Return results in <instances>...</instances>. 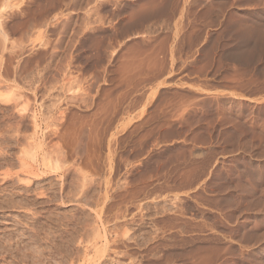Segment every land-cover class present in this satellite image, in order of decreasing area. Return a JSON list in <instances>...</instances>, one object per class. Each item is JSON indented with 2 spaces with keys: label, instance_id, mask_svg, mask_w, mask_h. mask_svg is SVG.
<instances>
[{
  "label": "rangeland",
  "instance_id": "374dc122",
  "mask_svg": "<svg viewBox=\"0 0 264 264\" xmlns=\"http://www.w3.org/2000/svg\"><path fill=\"white\" fill-rule=\"evenodd\" d=\"M0 264H264V0H0Z\"/></svg>",
  "mask_w": 264,
  "mask_h": 264
},
{
  "label": "crops",
  "instance_id": "0c3cea01",
  "mask_svg": "<svg viewBox=\"0 0 264 264\" xmlns=\"http://www.w3.org/2000/svg\"><path fill=\"white\" fill-rule=\"evenodd\" d=\"M179 79H186L183 88L186 92L190 94V97L188 101L184 102L183 105L186 107H192L198 104V102L212 97L227 95V97L230 100L238 101L240 98L236 96V89L228 88L224 89L221 86L217 85V82L219 80H214V83H211L209 80H211V77H201V75L197 74H190V73H183ZM159 81L156 79L151 84H147L144 87H142V90L145 92L146 97V103L144 105L143 109H147L144 113L149 114V107H152L154 104L155 96L157 95L158 90L161 88L158 84ZM134 115H136V119L140 117V114H142V109H135ZM156 136V135H155ZM190 156L195 155L199 152V150L191 149ZM202 151V150H200ZM150 153H147V155ZM193 157V156H192ZM146 156H142L140 159H137L136 162L143 161ZM208 180V177L204 179L202 182H194L193 185H204L205 182ZM181 227L177 226L176 231L179 230L178 228Z\"/></svg>",
  "mask_w": 264,
  "mask_h": 264
},
{
  "label": "bare ground",
  "instance_id": "6f19581e",
  "mask_svg": "<svg viewBox=\"0 0 264 264\" xmlns=\"http://www.w3.org/2000/svg\"><path fill=\"white\" fill-rule=\"evenodd\" d=\"M8 97H9V96H8ZM10 99H11V97H10ZM32 122H33V121H32ZM33 125H34V124H33ZM35 126H36V125H35ZM55 130H57V129H55ZM55 130H54V131H55ZM33 135H35V134H33ZM29 136H30V135H29ZM81 137H82V136H81ZM38 139H39V138H38ZM41 139H42V138H41ZM17 140H18V139H17ZM37 144H38V143H37ZM40 146H41V144H40ZM75 147H76V146H75ZM77 147H78V146H77ZM59 148H61V147L59 146ZM79 148H80V147H79ZM56 150H57V149H56ZM75 150H76V149H75ZM58 152H59V149H58ZM53 153H54V152H53ZM56 153H57V152H56ZM56 153H55V154H56ZM75 153H76V152H75ZM58 154H59V153H58ZM56 156H58V155H56ZM58 157H59V156H58ZM60 158H61V155H60ZM75 158H76V157H75ZM87 216H88V215H87ZM85 217H86V216H85ZM89 221H90V220H89ZM87 222H88V221H87ZM85 223H86V222H85ZM83 225H84V224H83ZM83 225H82V226H83ZM86 225H87V224H86ZM84 227H85V226H84ZM126 233H127V232H126Z\"/></svg>",
  "mask_w": 264,
  "mask_h": 264
}]
</instances>
